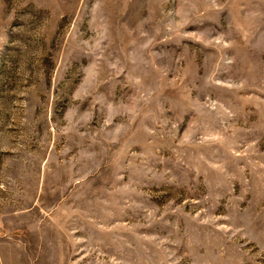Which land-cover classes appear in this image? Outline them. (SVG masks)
<instances>
[{"label":"rangeland","instance_id":"374dc122","mask_svg":"<svg viewBox=\"0 0 264 264\" xmlns=\"http://www.w3.org/2000/svg\"><path fill=\"white\" fill-rule=\"evenodd\" d=\"M0 264H264V0H0Z\"/></svg>","mask_w":264,"mask_h":264}]
</instances>
